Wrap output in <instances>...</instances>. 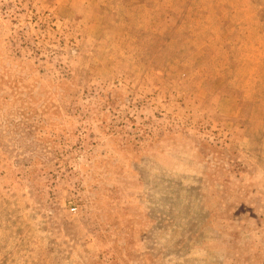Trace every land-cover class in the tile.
I'll use <instances>...</instances> for the list:
<instances>
[{
	"label": "rangeland",
	"instance_id": "obj_1",
	"mask_svg": "<svg viewBox=\"0 0 264 264\" xmlns=\"http://www.w3.org/2000/svg\"><path fill=\"white\" fill-rule=\"evenodd\" d=\"M0 264H264V0H0Z\"/></svg>",
	"mask_w": 264,
	"mask_h": 264
}]
</instances>
